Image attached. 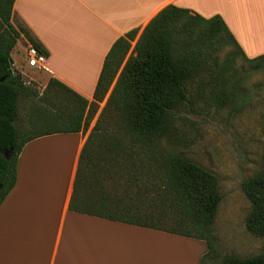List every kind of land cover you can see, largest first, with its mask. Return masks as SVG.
<instances>
[{"label":"trees","instance_id":"16d2710c","mask_svg":"<svg viewBox=\"0 0 264 264\" xmlns=\"http://www.w3.org/2000/svg\"><path fill=\"white\" fill-rule=\"evenodd\" d=\"M15 1L0 0V207L16 185L24 147L43 136L87 129L98 104L108 96L81 154L70 211L204 241L208 253L201 264H205L214 256V222L223 197L215 174L176 151L178 123L184 120L181 112L195 111L190 84L194 79L204 82V75L209 80L193 94L200 98L208 93L204 98L217 109L228 106L242 81L234 74L236 62L242 58L261 69L264 55L248 58L221 16L205 18L169 5L147 25L129 57L138 30L114 43L93 101L56 78L40 94L29 89L13 67L12 53L21 38L12 24ZM228 48L233 51L218 65L219 55ZM28 98L32 101L24 128L17 122L20 103ZM106 114L108 121L121 123L124 133L100 132ZM119 157L122 163L130 162L132 170L135 166L141 171L134 178L136 198L139 192L144 195L137 200H118L98 178L100 173H109V165ZM83 160L86 165L81 174ZM101 163H106L104 171ZM242 188L251 202L246 228L264 238V167L244 181ZM221 264H264V252L247 258L226 255Z\"/></svg>","mask_w":264,"mask_h":264},{"label":"crops","instance_id":"0c3cea01","mask_svg":"<svg viewBox=\"0 0 264 264\" xmlns=\"http://www.w3.org/2000/svg\"><path fill=\"white\" fill-rule=\"evenodd\" d=\"M169 5L221 16L248 58L264 55L244 26L264 24V0H16L12 24L27 46L36 43L47 56L46 84L56 78L91 102L114 43L134 30L138 40ZM13 67L23 68L14 61ZM88 138L83 131L54 134L24 147L16 185L0 207V264H177L145 255L168 243L195 251L183 264H201L204 241L70 211Z\"/></svg>","mask_w":264,"mask_h":264},{"label":"rangeland","instance_id":"374dc122","mask_svg":"<svg viewBox=\"0 0 264 264\" xmlns=\"http://www.w3.org/2000/svg\"><path fill=\"white\" fill-rule=\"evenodd\" d=\"M244 26L252 29L253 33L249 36L256 39L249 42L254 43L253 46L256 49L264 47V33L258 30L264 24ZM20 40V44H17L12 53L16 67L23 66L21 71H17L22 75L29 89L43 94L47 80L43 71L28 67L25 56L27 43ZM137 41L132 43L128 57L134 51ZM231 51L233 48H228L219 55L218 65L224 62L225 57ZM254 58L256 56L251 59ZM262 63V68L256 69V63H251L248 60L240 58L236 62L234 74L242 81L237 88V96L223 109H217L210 105V100L204 98L205 95L208 97V93L203 94L200 98L193 94L194 91L202 89L205 85L204 82L209 80L208 76H203L204 82L194 79L190 84V89L196 106L195 111L188 113L183 110L181 112L184 120L178 123L180 146L176 147V151L215 174L219 179V188L223 197L214 222V235L217 238L214 256L208 259L205 264H221L222 259L230 254L247 258L264 252V238L252 235L246 228V218L251 211V202L242 188L244 181L260 173L264 167V62ZM233 77L231 76V78ZM107 99L108 96L104 102L98 104L99 108L93 122L87 129L82 130L85 134L90 136L94 131V127L106 107ZM31 101L30 98L21 101L18 126L25 128L28 125L27 109ZM108 119L109 115L106 114L101 121L100 132L107 129L109 132L119 135L124 133L121 123H116V120L108 121ZM96 133L99 134V131ZM85 165L86 160H83L81 174L85 172ZM101 165L102 171H104L106 163H101ZM134 167L132 170L131 163H122L121 157H119L116 164L109 165L110 172L100 173L98 178L101 176L100 180L102 182L104 180V185L111 194L117 196L118 200L125 201L127 197L137 200L144 194L139 192V198H136L134 178H138L141 171L140 169L136 171ZM145 242L149 245L150 237H147ZM106 244L108 250L111 245L116 244V241L114 240L112 244L109 241ZM203 245L207 247L205 243ZM148 248L146 253L138 251L153 257H167L171 259L170 262L173 261L177 264L185 263L184 259L190 254L197 256L194 254L195 251H189V253L184 245L175 246L172 243L165 244L164 248L157 244Z\"/></svg>","mask_w":264,"mask_h":264},{"label":"built area","instance_id":"2783aa9c","mask_svg":"<svg viewBox=\"0 0 264 264\" xmlns=\"http://www.w3.org/2000/svg\"><path fill=\"white\" fill-rule=\"evenodd\" d=\"M25 54L29 68L40 71L47 70V56L35 45H28Z\"/></svg>","mask_w":264,"mask_h":264},{"label":"water","instance_id":"95a60500","mask_svg":"<svg viewBox=\"0 0 264 264\" xmlns=\"http://www.w3.org/2000/svg\"><path fill=\"white\" fill-rule=\"evenodd\" d=\"M5 157H6L7 159L10 158V156L8 155V153H5Z\"/></svg>","mask_w":264,"mask_h":264}]
</instances>
